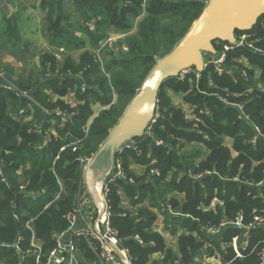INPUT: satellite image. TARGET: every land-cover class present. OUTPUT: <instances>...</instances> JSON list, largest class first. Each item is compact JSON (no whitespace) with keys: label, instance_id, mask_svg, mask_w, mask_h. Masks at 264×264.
Wrapping results in <instances>:
<instances>
[{"label":"trees","instance_id":"obj_1","mask_svg":"<svg viewBox=\"0 0 264 264\" xmlns=\"http://www.w3.org/2000/svg\"><path fill=\"white\" fill-rule=\"evenodd\" d=\"M66 1L54 0L44 4L43 29L48 44L64 56L63 64L56 67L55 56L45 53L44 63L47 62L52 71L58 68L59 72L69 71L70 74L63 78L52 76L44 82L59 95H65L76 85L80 103L70 106L61 99L52 103L41 97L42 83L24 85L25 88L32 85L34 98L49 111L47 114L21 97L20 90L7 89L0 84V248L3 249L0 259H8L11 264H18V256L11 247L1 244L12 243L18 233L27 235V220L32 219V228L45 246L51 245L52 232L67 226L64 214L73 205L85 159L97 153L110 128L154 65L159 42L165 44L167 54L197 18L207 0H130V3L122 0H72V11L65 8ZM140 14L145 16L138 22L136 32L124 37L126 50L117 53L110 50L113 44L121 45V39L100 48L103 60L87 52L81 53L78 61L69 56L68 53L83 43L76 31L85 32L92 45H96L111 27L130 30ZM99 15L95 32L91 33L84 22ZM167 16L175 18L179 32L164 28L160 38V25ZM255 26L252 30L257 29ZM257 31L263 36L264 30L258 28ZM214 46L218 50L217 42ZM248 52L237 48L228 57L247 54L251 61L260 65V80L264 84V56ZM209 79L215 86H208ZM247 83L239 75L235 79L218 76L212 66L202 71L198 80L193 73L183 79H166L159 89L156 103L159 115L155 123L142 137L133 139L129 147L116 152V158H121L124 166L125 155H130L158 171L137 186L138 190L149 192L152 204H156L166 192L184 193L183 203L179 204L175 198L168 201L171 205L169 213L190 217L193 220L191 230L197 233L180 235L179 257L165 250L159 234L145 231L152 219L148 211H143L144 218L141 216L138 220L123 215L116 190L117 185L131 184L130 175L128 179L118 178L110 183L111 221L122 246L129 252L131 264H207L199 260L202 251L208 256L217 253L223 264H264L259 254L264 249V219L255 220V217H264V92L230 97L244 102V110L260 135H256L250 123L237 118L235 107L224 105L214 95L225 93L220 90L222 87L228 88L230 94H240ZM166 89L182 92L184 101L198 108L197 118L185 119L182 111L171 104ZM114 94L115 101H112ZM95 102L104 106L96 115L92 108ZM27 104L38 109L37 118L30 123L20 118L25 110L18 111ZM56 107L61 111L55 114ZM52 127L54 133L49 131ZM224 136L232 138L233 151L223 144ZM185 144L205 147L207 153L194 164L200 149L193 148L185 154L181 152ZM148 145L151 153L146 157ZM20 168L21 173L18 172ZM19 177H24L23 189L17 186ZM41 194H44L43 203L31 206L29 197L36 199ZM55 195L59 197L54 199ZM214 198L221 205L207 208ZM239 216L240 224H227L216 239H210L204 231L206 225L217 227L221 221H233ZM135 233L142 237L145 245L132 239ZM233 238H236L240 256L231 245ZM205 242L211 245L202 249ZM220 244L224 247L221 248ZM153 251H164V257L161 261L148 263ZM81 252V264L95 260L93 253L83 245Z\"/></svg>","mask_w":264,"mask_h":264},{"label":"crops","instance_id":"obj_2","mask_svg":"<svg viewBox=\"0 0 264 264\" xmlns=\"http://www.w3.org/2000/svg\"><path fill=\"white\" fill-rule=\"evenodd\" d=\"M53 1L54 0H0V71H3L4 77H6L4 79L1 78L0 84L3 87H5V85H9L11 86V88L17 90L27 89L32 94V85L30 88H25V86L27 84L30 85L29 83L35 84L36 82H40L42 83L40 87L42 94L41 97L48 99V101L52 103L61 99L70 106H76L80 103L79 97L76 94V85H73L71 88H69L65 95H59L44 82L45 79H49L52 76L56 78H63L67 74H70L69 71L61 73L58 71V68H54L52 71L50 70L49 64L47 62L44 63L45 53H51L55 56L57 61L56 67H60L63 64L64 60V56L59 53L56 48L48 44L47 35L43 29L45 12L44 4L48 2L51 3ZM122 1L126 2V0ZM65 8L68 11L74 10L73 1L67 0L65 3ZM144 16V14H140L139 16H137L133 22L132 28L128 31L113 27L107 29L104 36L100 40H98L96 45H92L90 36H88L85 32L76 31L77 35H79L83 39V43L77 50L68 53L69 56L75 61H78L80 54L87 52L101 60V54L99 53L100 48L102 49L106 45H111L116 41L123 39L129 33H135L138 22ZM100 17V15L97 16V18L91 17L84 22L91 33L95 32V22ZM239 60L243 62V65L245 67H248V77L243 78L248 82L246 84L247 86L244 89L248 92L249 95H252L254 93H263L264 84L260 80L262 69L259 64L251 61L250 57L247 54L244 53L239 56L228 57L225 66H232L233 64L238 63ZM208 86H215V84H213L212 80L209 79ZM81 87H83V85ZM220 90H228V88L222 87L220 88ZM165 92L169 96L171 104L182 111L185 119L193 120L197 118L196 112L198 111V108L195 105L185 102L182 92H173L170 89H166ZM115 96L116 95L114 94L112 101H115ZM92 108L94 110V115H96L100 109L104 108V106L95 102ZM22 110H25L24 113L20 114V118L23 122L30 123L37 118L38 109L35 105L27 104L24 108H20L18 111ZM199 111L201 112V110ZM50 132L54 133V128ZM157 141L159 142V140ZM223 144L228 149L233 151L232 138L224 136ZM193 148L200 149V154L194 158V164H197L206 155L207 150L205 147H197L193 144H185L183 147H181V152L186 154ZM122 149H118L117 151L121 152ZM150 153L151 147L148 145L146 150V157H148ZM115 154L112 159L110 155L106 156L107 163L104 166L106 168L100 173H105L109 170L111 171L113 162L116 159H121L116 158ZM125 156L126 166L122 164L121 160L120 161L126 178L128 175H130L129 179H131V181H129V183L131 184L122 186L117 185L116 193L119 196L118 206L122 209L123 215H128L134 220L140 219L141 216H143L142 218H144L145 214L143 215L142 212L148 211L152 216V219L150 224L145 228V231L159 234L163 238L164 249L171 251L173 255L179 257L180 253L178 238L180 237V235L188 233L197 235L196 232L191 230L193 226V220L190 217L181 215L179 213L173 215L172 213H169L171 205L170 203H168V201L171 198H175L178 203L181 204L185 201L184 193H178L176 191L166 192L164 193L163 198L158 200L156 204H152L153 201L151 200V195L149 194V192H144V190H141L140 188L138 190L137 186L139 184L147 182L149 177L153 173H156L155 171L157 170H155V168L151 169L152 167L148 168L146 163L138 162L134 160L130 155ZM20 170H18V172ZM126 178L123 177L122 179L124 180ZM167 178L168 177H166L165 179L167 180ZM59 184L60 181L58 180V185ZM114 185L116 184L114 183L113 186ZM216 205H221V202L214 198L207 208L212 209ZM204 231L210 239L217 238L216 235L211 234L206 230ZM209 245L211 244L205 242L204 246H202V249ZM231 245L233 247L232 242ZM234 245H236L237 248L236 239ZM220 247L223 248L224 244H220ZM124 249L128 252L125 247ZM204 253V251L199 252V260L201 262L203 261L207 264H215V262H217V264H223L217 253H215L214 256H208ZM164 254V251H153L149 255L148 263L153 261H161L164 257Z\"/></svg>","mask_w":264,"mask_h":264},{"label":"built area","instance_id":"obj_3","mask_svg":"<svg viewBox=\"0 0 264 264\" xmlns=\"http://www.w3.org/2000/svg\"><path fill=\"white\" fill-rule=\"evenodd\" d=\"M255 27L257 29L259 28V30H264V15L261 17L260 23ZM257 29L236 33L234 43L217 42L219 45L218 50H216L215 54H209L205 57L203 71L212 66L213 72L218 76L226 75L235 79V77L239 75L241 78H247L248 67H245L240 60L238 63L229 67L225 66V64L229 53L237 48L249 50L264 56V33L263 36H260V31H257ZM189 73H193L196 80H198L201 72L190 67L182 70L177 77L183 79ZM0 78L4 79L1 73ZM5 87L13 89L9 85H5ZM81 90H83V87ZM223 91L225 93H214V95L217 96L224 105L235 107L238 110L237 118L250 123L256 135H260L259 129L251 122L249 115L244 110V102L230 99L231 96L235 98L247 96L249 95L248 92L244 90L240 94H230L227 90ZM20 95L26 99L29 104H35L45 113H49L47 109L36 101L29 90H20ZM57 112L59 111L56 110L55 114ZM157 116L158 114L155 111L154 117L148 125L147 130L155 123ZM131 142L132 140L128 141L119 150L123 147H129ZM45 143L46 141L43 142V145ZM90 160L91 157H87L81 166L82 180L77 186L72 207L64 214L67 226L60 231L51 233L50 246L46 247L45 242L36 236L31 225L32 219L27 220L25 223V227L28 230L27 235L18 233L12 243L1 244L11 247L14 250L18 256V264H81L82 245L89 249L95 257V260L90 264H131V257L122 246L118 231L111 221L112 214L109 197L110 183L116 181L118 178H126L121 161L116 159L113 162L111 171L109 170L108 172L94 175L93 184L98 193L100 202L97 205L89 193L84 177ZM155 172L158 173L157 171ZM128 180L131 181V179ZM59 185L61 187V182ZM24 187L25 185L22 184L19 188L23 189ZM32 195H34L33 192ZM58 197V195H55L54 199ZM47 206L48 204L45 205V207ZM263 219L264 217H255L257 221H262ZM240 220L241 218L239 216L233 221H221L217 227L206 225L204 229L211 234L217 235L227 224L239 225L241 222ZM132 239L140 245H145L144 240L138 233H135ZM235 239L236 238H233L232 241L233 249L236 254L240 256L236 245H234ZM259 254L263 257L264 263V249H262Z\"/></svg>","mask_w":264,"mask_h":264},{"label":"water","instance_id":"obj_4","mask_svg":"<svg viewBox=\"0 0 264 264\" xmlns=\"http://www.w3.org/2000/svg\"><path fill=\"white\" fill-rule=\"evenodd\" d=\"M264 15V0H207L185 34L162 57L156 59L117 122L110 128L97 153L88 163L85 181L95 204L99 197L93 184L92 166L98 154L115 152L128 141L142 137L156 111L163 82L184 69L203 71L205 55L215 54L216 42H235L237 32L251 30Z\"/></svg>","mask_w":264,"mask_h":264},{"label":"rangeland","instance_id":"obj_5","mask_svg":"<svg viewBox=\"0 0 264 264\" xmlns=\"http://www.w3.org/2000/svg\"><path fill=\"white\" fill-rule=\"evenodd\" d=\"M126 2L128 3H130V0L128 1V0H126ZM207 1H205V3H206ZM177 18V17H176ZM160 19V18H159ZM175 18L174 17H168L167 16V18L166 19H163L162 21V24L160 25V31H159V36H160V38H162V32H163V29L165 28V29H167L168 27V30H171L173 33H176V32H179V28L180 27H178V26H176V23H175V20H174ZM163 27V28H162ZM184 31L186 30V27L183 29ZM129 34H131V33H129ZM180 34H182V32L180 33ZM178 37V36H177ZM177 37H175V38H177ZM124 39L125 38H123L122 40H121V42H120V44L121 45H119V46H117V44H113V45H111V47H110V50L112 51V52H115V53H117V52H119L121 49L122 50H126V41H124ZM176 40V39H175ZM168 45H170V43H168ZM216 48V47H215ZM166 49H167V47H165V44L162 42V41H160L159 42V47H158V49H157V51L154 53V59H158V58H160L161 56H163V55H165V51H166ZM109 50V48L106 50V51H108ZM217 50V49H216ZM206 56H208V55H205V57ZM100 58H102L101 60H103L104 59V56H103V53L100 55ZM0 73H1V76L3 77V78H6V77H4V73H3V71H0ZM96 106V105H95ZM95 108V107H94ZM55 110H57V111H61L60 109H59V107H56L55 108ZM157 114L159 115V112L157 111ZM88 123H90V122H88ZM88 123H87V125H88ZM53 129V127L49 130V131H51ZM87 129V128H86ZM48 133V132H47ZM95 155V154H94ZM93 155V156H94ZM109 154L105 151V152H102V153H100V154H98L97 155V157H96V159H95V162H94V164H93V166H92V170L94 171V173L95 174H98V173H100V172H102V171H104L105 170V168L106 167H104L105 166V164L107 163V157L106 156H108ZM93 156H91V158L93 157ZM21 171L22 170H20L19 171V173H21ZM82 172V171H81ZM24 177H19V180H18V182H17V186L18 187H20V186H22V184H24ZM44 195V194H43ZM42 194L38 197V198H36V199H34V198H32V197H29V201H30V205L31 206H35V205H41L42 203H43V201H44V196H43ZM23 225V224H22ZM46 247H48V245H46ZM2 253H3V249L2 248H0V257L2 256ZM0 264H11L10 262H9V260L8 259H0ZM215 264H217V262H215Z\"/></svg>","mask_w":264,"mask_h":264}]
</instances>
